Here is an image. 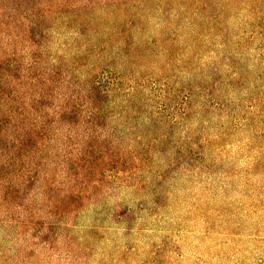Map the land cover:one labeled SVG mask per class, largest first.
<instances>
[{"label": "rangeland", "instance_id": "374dc122", "mask_svg": "<svg viewBox=\"0 0 264 264\" xmlns=\"http://www.w3.org/2000/svg\"><path fill=\"white\" fill-rule=\"evenodd\" d=\"M0 264H264V0H0Z\"/></svg>", "mask_w": 264, "mask_h": 264}, {"label": "clouds", "instance_id": "9594fccd", "mask_svg": "<svg viewBox=\"0 0 264 264\" xmlns=\"http://www.w3.org/2000/svg\"><path fill=\"white\" fill-rule=\"evenodd\" d=\"M104 101L100 102V110L97 113V127H104L107 123V116L110 115V113L105 112L104 110Z\"/></svg>", "mask_w": 264, "mask_h": 264}]
</instances>
